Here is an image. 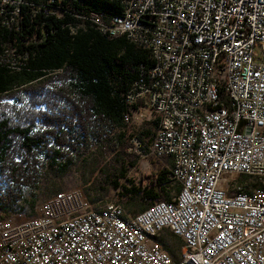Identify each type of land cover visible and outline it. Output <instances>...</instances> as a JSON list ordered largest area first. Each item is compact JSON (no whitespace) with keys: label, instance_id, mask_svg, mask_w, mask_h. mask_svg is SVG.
I'll return each instance as SVG.
<instances>
[{"label":"built area","instance_id":"obj_1","mask_svg":"<svg viewBox=\"0 0 264 264\" xmlns=\"http://www.w3.org/2000/svg\"><path fill=\"white\" fill-rule=\"evenodd\" d=\"M42 1L75 18L69 31L89 20L148 51L122 118L152 113L147 149L131 136L128 150L169 158L170 188L137 211L67 187L0 213V264H264V0H108L106 22L81 0ZM24 6L0 0V25L17 27Z\"/></svg>","mask_w":264,"mask_h":264},{"label":"trees","instance_id":"obj_2","mask_svg":"<svg viewBox=\"0 0 264 264\" xmlns=\"http://www.w3.org/2000/svg\"><path fill=\"white\" fill-rule=\"evenodd\" d=\"M77 1L71 0L69 7L65 0L58 4L71 11L78 7ZM81 1L100 12L104 22L119 11L112 1ZM32 2L34 12L29 14L24 6L17 27L0 25L1 214L23 209L24 189L29 191L30 207L34 204L42 166L62 175L91 145V159L97 162L98 156L104 157L111 164L97 168L101 171L98 180L94 169L82 163V172L92 177L85 188L90 202H100L109 187L117 189L124 207L133 205L136 210L154 199H167V167L156 163L143 184H136L127 174L137 160V154L128 150L130 137L135 136L146 150L155 124L153 119V127H133L122 118L126 93L141 68L151 64L148 51L124 35L102 33L89 20L69 31L65 24L75 26L72 15L43 14L44 2ZM59 189L54 186L50 192ZM165 239L174 246L179 242L175 236H156L164 247Z\"/></svg>","mask_w":264,"mask_h":264},{"label":"rangeland","instance_id":"obj_3","mask_svg":"<svg viewBox=\"0 0 264 264\" xmlns=\"http://www.w3.org/2000/svg\"><path fill=\"white\" fill-rule=\"evenodd\" d=\"M152 120H153L152 113L143 110V113L136 115L131 123L133 127H140L145 125L149 127H153ZM84 151L85 154H83L82 152V154H80L79 157H77L76 164L71 166L70 170H68V172L62 175H55L51 171L47 172L44 169V166L41 167V175L38 178L37 187L33 191L34 202H38L47 195H49L51 193L50 189L54 186H59L60 189L67 187H79L85 193V188L88 187L87 186L88 180H91L92 177L87 176L86 174L87 171L82 172L83 162L88 167H92L94 169V172H96L97 179L100 180L99 177H101V171L98 170L97 168L106 165L109 166V164H111L110 159H106L104 157H99V156L97 157V162L91 159L90 155L94 151V146L92 145L89 146V148H86ZM83 156L86 159H82ZM156 163L165 166V164L167 163V158L164 157L161 158V160H159L152 156L138 157L136 162L129 167L127 174L129 178H131L136 184L139 183L143 184L147 179V175H149V173H151L154 170ZM241 178L244 179V176H242ZM119 182H125V180L120 179ZM23 196H24L23 200L20 201V204L23 206L24 210H28V208L30 207V205L27 202V200L30 198L28 189H24ZM104 200L115 201L120 203L123 207L125 206L123 205L124 202L123 198L120 197V195L117 193V189H111L109 187L107 191L101 196V201L98 202L97 205H102ZM127 208L132 211H137L133 205L128 206ZM167 236L168 235H166V237ZM166 241L173 244L170 239H166Z\"/></svg>","mask_w":264,"mask_h":264},{"label":"bare ground","instance_id":"obj_4","mask_svg":"<svg viewBox=\"0 0 264 264\" xmlns=\"http://www.w3.org/2000/svg\"><path fill=\"white\" fill-rule=\"evenodd\" d=\"M225 176H229V174H224L223 177H225Z\"/></svg>","mask_w":264,"mask_h":264}]
</instances>
